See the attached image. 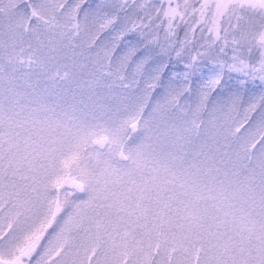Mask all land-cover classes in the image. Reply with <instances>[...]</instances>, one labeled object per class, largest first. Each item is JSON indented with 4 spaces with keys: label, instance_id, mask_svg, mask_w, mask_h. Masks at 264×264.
Returning a JSON list of instances; mask_svg holds the SVG:
<instances>
[{
    "label": "snow or ice",
    "instance_id": "6c2138e0",
    "mask_svg": "<svg viewBox=\"0 0 264 264\" xmlns=\"http://www.w3.org/2000/svg\"><path fill=\"white\" fill-rule=\"evenodd\" d=\"M0 264H264V0H0Z\"/></svg>",
    "mask_w": 264,
    "mask_h": 264
},
{
    "label": "rangeland",
    "instance_id": "374dc122",
    "mask_svg": "<svg viewBox=\"0 0 264 264\" xmlns=\"http://www.w3.org/2000/svg\"><path fill=\"white\" fill-rule=\"evenodd\" d=\"M140 3H147V2H150V0H139ZM181 35V38H183V33L181 32L180 33Z\"/></svg>",
    "mask_w": 264,
    "mask_h": 264
}]
</instances>
